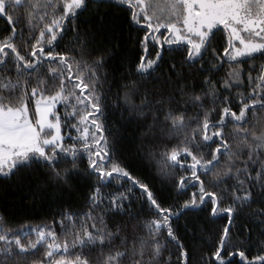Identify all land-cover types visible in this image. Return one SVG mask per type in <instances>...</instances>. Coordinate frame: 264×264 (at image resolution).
I'll return each mask as SVG.
<instances>
[{
	"label": "snow or ice",
	"instance_id": "obj_1",
	"mask_svg": "<svg viewBox=\"0 0 264 264\" xmlns=\"http://www.w3.org/2000/svg\"><path fill=\"white\" fill-rule=\"evenodd\" d=\"M111 7L143 33L131 67L103 40ZM89 8L95 29L77 22ZM0 16V178L42 176L29 195L58 209L17 226L0 207V264H264V0H0ZM116 114L175 202L118 158ZM77 178L82 210L64 203ZM189 213L226 221L211 248L179 235Z\"/></svg>",
	"mask_w": 264,
	"mask_h": 264
},
{
	"label": "trees",
	"instance_id": "obj_2",
	"mask_svg": "<svg viewBox=\"0 0 264 264\" xmlns=\"http://www.w3.org/2000/svg\"><path fill=\"white\" fill-rule=\"evenodd\" d=\"M20 11L21 10H17L15 14L19 15ZM101 14L104 15L108 22L103 30L104 42L107 43L115 40L118 43V47L115 49L116 55L114 57V62H123V64L131 67L140 53V48L136 40L142 36L143 33L136 31L132 34L130 39L126 9L117 7L105 8L102 10ZM97 20L98 16L95 8H89L88 11L79 15L77 22L83 28L95 29L97 27ZM21 26L22 23L17 25L18 29ZM8 27L5 18L0 16V35L6 34ZM69 35H71V33H69ZM220 45H227L226 32H217V51L222 52ZM173 57L176 60L181 58L178 52L172 53L169 58L171 59ZM211 59V54L206 55L203 62L206 64L207 61ZM228 68L229 65L225 63L223 69L217 75L223 76ZM122 70L123 69H121V71ZM153 83H155V81H153ZM58 109L61 111V115H63V108L59 106ZM109 119L114 121L117 126L115 135L119 139L118 146L120 148V151L117 153L118 158L123 163L127 164L130 169L133 170L134 174H139L142 178L149 180L161 198L175 202L176 193L171 187V182H162L160 177L156 174L153 165L145 161L142 151L138 150V133L134 125L121 123L118 114L111 115ZM73 135H76L74 131ZM65 143H71V141L66 139ZM164 143L168 142L165 141ZM170 146L169 144V147ZM158 147L160 151H163V145H159ZM42 178V176L37 175L25 176L23 178L24 186L22 188L16 186L17 181L15 178L10 180L0 178V207L8 209L12 224L17 226L21 224L36 226L44 223H51L53 216L58 211L56 203L51 198L33 200L28 192V189L34 188ZM74 184L76 191L66 197L64 203L72 210H82L87 203L88 181L77 178L74 180ZM122 190L123 189L116 184L110 185L108 189H105V191ZM195 190L194 187L189 188V191ZM135 207H139V205L137 204ZM142 215L148 217L151 215V210L145 208ZM225 223V220L219 218L215 219L214 223L209 222L204 213H189L187 216H181L174 221L179 235L185 242L195 240L197 244H200L202 243V236L208 238V242L203 244L206 249L211 248V241L215 239V234ZM201 227L206 229L204 233L199 232L198 229ZM188 229H191V231ZM59 231L60 229L57 226V232ZM253 254H256L255 249H253Z\"/></svg>",
	"mask_w": 264,
	"mask_h": 264
},
{
	"label": "rangeland",
	"instance_id": "obj_3",
	"mask_svg": "<svg viewBox=\"0 0 264 264\" xmlns=\"http://www.w3.org/2000/svg\"><path fill=\"white\" fill-rule=\"evenodd\" d=\"M59 107V106H58Z\"/></svg>",
	"mask_w": 264,
	"mask_h": 264
}]
</instances>
